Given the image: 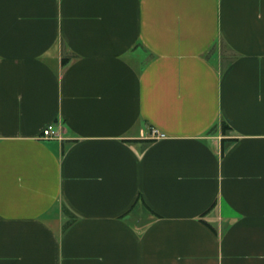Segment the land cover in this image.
I'll return each instance as SVG.
<instances>
[{"label": "crops", "instance_id": "obj_1", "mask_svg": "<svg viewBox=\"0 0 264 264\" xmlns=\"http://www.w3.org/2000/svg\"><path fill=\"white\" fill-rule=\"evenodd\" d=\"M0 264H264V0H0Z\"/></svg>", "mask_w": 264, "mask_h": 264}, {"label": "built area", "instance_id": "obj_2", "mask_svg": "<svg viewBox=\"0 0 264 264\" xmlns=\"http://www.w3.org/2000/svg\"><path fill=\"white\" fill-rule=\"evenodd\" d=\"M43 140H60L61 136L59 134V131L56 126L52 125L49 126L44 132H43ZM152 138L155 140H163L166 139V136L161 134L157 130H153L152 132Z\"/></svg>", "mask_w": 264, "mask_h": 264}, {"label": "trees", "instance_id": "obj_3", "mask_svg": "<svg viewBox=\"0 0 264 264\" xmlns=\"http://www.w3.org/2000/svg\"><path fill=\"white\" fill-rule=\"evenodd\" d=\"M63 64L66 66L67 65V62L66 61H64L63 62ZM222 129H223V131L224 132H226V131H229V130H231V128L227 125V123H223V125H222ZM135 207H136V205H135ZM65 214H66V216L69 218V221L67 222V224L65 225V230H68V229H70L75 223H76V220H77V217L74 215V214H72L68 209H65ZM154 214V213H153ZM157 216V215H156ZM204 216H206V214L204 215ZM202 217V218H205V217ZM212 232H214L215 234H216V230L211 226V225H209V224H207V223H204Z\"/></svg>", "mask_w": 264, "mask_h": 264}]
</instances>
